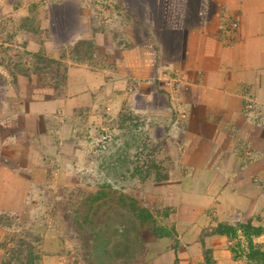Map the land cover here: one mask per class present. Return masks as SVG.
Returning a JSON list of instances; mask_svg holds the SVG:
<instances>
[{
	"label": "crops",
	"instance_id": "1",
	"mask_svg": "<svg viewBox=\"0 0 264 264\" xmlns=\"http://www.w3.org/2000/svg\"><path fill=\"white\" fill-rule=\"evenodd\" d=\"M118 1L124 16H93L94 0H0V264L66 263L67 227L36 200L81 183L75 122L102 106L174 138L158 202L177 246L152 264H252L264 250V0ZM15 217L36 222L40 257L9 251Z\"/></svg>",
	"mask_w": 264,
	"mask_h": 264
},
{
	"label": "rangeland",
	"instance_id": "2",
	"mask_svg": "<svg viewBox=\"0 0 264 264\" xmlns=\"http://www.w3.org/2000/svg\"><path fill=\"white\" fill-rule=\"evenodd\" d=\"M112 1L113 7H94L92 15L113 10L117 16H124L121 3ZM103 23L110 25L109 21ZM79 45L78 51L90 52V43ZM98 116L101 125L92 120ZM81 117L76 119L71 143L82 144L86 152L82 167L72 162L71 170L76 172L72 177L81 183L72 181L64 191L47 189L36 200L40 217L46 215L47 219L50 215L56 223L66 225L65 264H152L161 256L162 244L177 246L172 229L164 224L168 211L158 202L169 179V149L171 145L176 147L174 138L169 130L160 140L154 132V121L128 109L115 117L109 107L102 106L96 113L84 112ZM59 146L69 147L63 142ZM60 155L59 151L49 160L53 173L59 169ZM8 222L13 231L6 246L14 257H40V238L32 232L36 222L18 217ZM242 230L248 236L255 234L247 226ZM222 231L234 234L235 229L223 227ZM249 256L255 258L252 264L264 263L262 249L252 250Z\"/></svg>",
	"mask_w": 264,
	"mask_h": 264
},
{
	"label": "built area",
	"instance_id": "3",
	"mask_svg": "<svg viewBox=\"0 0 264 264\" xmlns=\"http://www.w3.org/2000/svg\"><path fill=\"white\" fill-rule=\"evenodd\" d=\"M95 1V6L100 10V8H107L108 9V1L109 0H94ZM98 12V10H97ZM252 104L248 105L247 108H251Z\"/></svg>",
	"mask_w": 264,
	"mask_h": 264
},
{
	"label": "trees",
	"instance_id": "4",
	"mask_svg": "<svg viewBox=\"0 0 264 264\" xmlns=\"http://www.w3.org/2000/svg\"><path fill=\"white\" fill-rule=\"evenodd\" d=\"M147 214H148L149 217H151V216H150V213H147ZM256 249H260V248H256ZM252 250H255V249L253 248ZM249 257H250L252 260L255 259L253 256H249Z\"/></svg>",
	"mask_w": 264,
	"mask_h": 264
}]
</instances>
